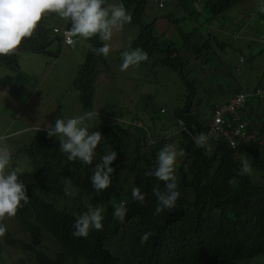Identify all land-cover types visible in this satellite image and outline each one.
I'll list each match as a JSON object with an SVG mask.
<instances>
[{
    "label": "trees",
    "instance_id": "trees-1",
    "mask_svg": "<svg viewBox=\"0 0 264 264\" xmlns=\"http://www.w3.org/2000/svg\"><path fill=\"white\" fill-rule=\"evenodd\" d=\"M197 1L175 0L167 13L159 15L174 25L176 41L174 37L160 38L154 29L155 18L143 20L142 14L150 10L146 0H120L132 16L130 24L138 27L136 35L130 38V49L138 47L150 58L158 55V62L174 70L188 91L186 102L169 114L171 120L180 117L195 126L175 132L180 135L176 147L184 150L176 165L177 190L181 193L176 207L153 214L157 206L153 190H163L164 182L145 175L156 166L160 149L171 144L173 133L169 137L152 136L149 129L155 127L142 122L136 126L113 118L94 130L101 132L102 139L92 165H84L79 160H68L59 148L61 138L49 137L45 130L35 131L27 141L24 138L10 146V151L14 146L19 148L30 166L23 178L18 177L25 184L29 202L18 209L5 236L0 238V264H73L81 258L90 264H230L264 253V146H256L249 139L230 149L226 138L215 134L208 139L207 146L197 147L189 134L205 133L206 124L205 119L191 112L190 97L196 85L194 80L182 78L181 69L187 65L191 52L204 63L210 56L209 42L213 48L217 44L218 50L228 46L223 40L226 30L217 16L239 0H201V5ZM202 10L207 21L217 24L211 25L214 30L208 25L204 31L198 24L189 26ZM48 17L39 22L33 37L22 41L17 52L42 48L44 39L52 32V26L47 25ZM61 26L71 29L63 23ZM59 39L57 36L55 40ZM89 46L98 48L102 43L97 36L88 40L83 61L71 82L87 113L91 111L95 80L104 62L102 55L91 52ZM17 52L0 56V66H15ZM241 70L243 73L246 68L243 66ZM241 76L243 85L234 87L229 96L242 86L246 91L264 89V76L255 78L253 84ZM261 101L248 98L244 103L247 113L241 109L240 120L246 122L249 132L256 120L264 125V111L251 113L264 108V98ZM224 114L229 118L232 112ZM4 145L9 146L6 139H0V146ZM15 151H11L12 157ZM107 151L117 153L111 165L115 171L111 174V186L98 195L90 177ZM242 159L249 161L257 177L240 174ZM10 168L16 170L14 162ZM69 184L75 196L65 195L64 188ZM133 187L146 194L144 204L133 199ZM121 202L127 209L123 222L113 215ZM90 207L103 210V230H90L87 238L74 237L76 218ZM146 231L153 232V236L140 245V236ZM56 246V258L46 256L54 253Z\"/></svg>",
    "mask_w": 264,
    "mask_h": 264
},
{
    "label": "rangeland",
    "instance_id": "rangeland-1",
    "mask_svg": "<svg viewBox=\"0 0 264 264\" xmlns=\"http://www.w3.org/2000/svg\"><path fill=\"white\" fill-rule=\"evenodd\" d=\"M156 1L146 0V6L150 10L142 14L145 22L155 18V23H160L159 15L167 13L173 4V0H162L163 7H157ZM200 3L201 0H198L197 4ZM109 4H120V0H106L105 6ZM262 4L264 0H241L234 7H229L217 16L221 27L226 30L223 40L228 43V46L219 47L220 50H218L217 44H214L213 48L212 42H209L210 56L207 55L204 63L192 52L187 55L188 62L182 71L188 81H195L196 88L190 97V109L198 118L200 116L204 120L211 105L221 104L234 87L243 85L241 75L246 82L253 84L255 77L264 73V64H261L260 70L257 65L258 61L262 62V58L257 60L248 50L237 47L238 39L234 37L237 27L242 25L240 15L245 14L244 10H241L242 6L250 5L251 9L258 10ZM48 16V26L54 25L59 28L63 23L71 28L70 21L60 18L57 14ZM205 16L206 12L202 10L200 21L203 23L198 26L201 31L207 30V25L213 23L212 20H204ZM253 20L257 21V17L252 18L251 22ZM244 23L247 22L244 21ZM169 27L164 25V28L168 30L164 29L162 33H158L163 34L164 37L174 36L173 39L178 41L174 27L172 29ZM137 32L136 25L127 23L122 30L114 33L108 42L100 40L97 36L102 46L104 43H109L113 50L109 52L107 58L102 55L104 62L95 80L90 111L97 115L85 121L89 131L99 129L104 123L113 121V118L128 122L133 115L137 116L138 122L145 123L148 127L154 123L155 128L149 129L152 136L169 134L174 129L169 113L186 102L188 93L179 75L170 67L161 65L157 60L159 56L156 54L136 67H130L126 71L120 70L123 62L122 53L131 50L128 38L135 36ZM258 32L260 30L256 31ZM73 40L74 48L65 47L61 42L53 40L51 33L47 40L44 39L41 51H18L15 66H0V137H7L9 149L13 144H18L19 140L28 137L30 139L36 129L46 128L48 125L54 126L57 118L67 121L70 118L86 115L87 112L82 109L78 99V91L71 82L77 67L83 61L88 40L85 41L78 36H73ZM260 40V45L264 46V38ZM239 56L245 58L250 70L246 69L242 73L241 63L238 62ZM236 68L239 70L236 71ZM160 108H163L164 112H159ZM246 111L247 107L244 109V112ZM261 111L263 112L264 108L251 113ZM258 127L264 131L260 120H256L251 129L253 133L256 132L258 139L264 142V132L259 135ZM13 133L16 135H12ZM179 139V133H173L171 144L176 146ZM27 140L25 139L24 142ZM24 161H27L26 156L20 155L16 164L24 166ZM29 169L30 166L19 169L17 171L19 178H23ZM10 219L6 218L7 227L11 225ZM260 262L264 264V253L230 264H259Z\"/></svg>",
    "mask_w": 264,
    "mask_h": 264
},
{
    "label": "clouds",
    "instance_id": "clouds-1",
    "mask_svg": "<svg viewBox=\"0 0 264 264\" xmlns=\"http://www.w3.org/2000/svg\"><path fill=\"white\" fill-rule=\"evenodd\" d=\"M174 1L175 0H173V2ZM201 4L202 2L199 5ZM104 5L105 0H0V56H10L15 54L22 41L25 38L33 37L39 22H41L45 16L50 14H57L60 18L70 21L71 33L62 26L59 28L52 26L51 29L54 38L53 40L59 36V41H56L61 42L65 47L69 46L70 48H74L73 36H78L85 41L95 36H99L100 40L108 42L112 39L114 33L119 32L125 24L131 22L132 16L127 12L123 4ZM156 6L163 7L162 0H157ZM259 11L264 12V4L259 7ZM159 17L161 18V16ZM165 26H168L171 29L174 27L170 22L166 23ZM154 29L158 35L164 37L163 34L159 33H162V31L167 28H164L161 31L158 29L157 24L154 23ZM130 38L131 37L128 38V41H130ZM89 48L94 54L103 55L106 58L108 57L109 52L113 50L109 43H104L102 47L97 48L89 46ZM41 50L42 48L40 50L28 52H37ZM122 60L123 62L120 66V70L126 71L130 67H136L141 62L147 61L148 54L137 47L130 51H124L122 53ZM238 62L241 63V66H244L245 58L239 56ZM238 70L239 69L236 68V71ZM181 73L184 75L182 78L186 79L182 69ZM238 94L242 95V100L236 105H232L231 101ZM251 97L261 101L264 98V91L261 93L246 91L245 86H242V88H239L238 91H235L231 96L228 95L225 101L221 104H214L213 107L209 109V113L205 118V133H197L195 135L191 132L189 133L192 136L194 144L197 147H205L208 145V139L210 137L215 134H220L226 138L228 148L230 149H235L240 143L247 142L249 139L252 140L256 146H264V142H261V140L258 139L256 132L253 133L252 129L249 132L245 127L246 122L240 120L241 109L244 111L247 107L244 103ZM230 105L232 106L231 109L228 108ZM217 108L223 109V122L220 125L221 129L225 131V134L221 131L215 133L209 131L210 122L213 118L212 113L214 109ZM159 110L163 111L164 109L160 108ZM226 111L232 112L231 117H226V114H224ZM169 114H172V112ZM96 115L97 113L88 112L85 116H77L70 118L67 121L57 118L54 126L48 125L46 128H38L36 129V132L45 130L49 137H61L59 140V148L63 153L67 154L69 161L79 160L84 165H92L96 155L95 150L100 144L102 134L99 131L90 132L85 121L91 120ZM177 120L182 122L181 126L178 125ZM126 123L140 126V122H138L136 117H131ZM172 125L174 126L173 131L164 135L169 137L176 131H187L188 129L195 127L193 124H187L180 117H173ZM239 125H241V127L236 131V128H238ZM261 132L264 131L260 127L258 129L259 135H261ZM12 135L16 134L13 133ZM6 138L7 137H0V139ZM230 139L233 140L232 145L229 143ZM149 141L153 142L154 139L149 138ZM15 149L14 157H12L11 151L13 150L10 151L6 145L0 146V238L4 237L7 232V226L5 224L6 218H14L18 209L22 208L29 202V196L25 184L18 179L19 176L17 174L19 169L27 168L29 164L28 161H24V166L19 163L16 164L20 153L18 151L19 148ZM183 156V149H178L173 144H166L158 152L156 166L152 170L145 172L146 176L155 177L157 180L164 182L163 190H153V195L157 200V206L153 213L154 215L162 213L165 209L171 211L177 205V200L181 196V193L177 190L176 165L178 158ZM116 158L117 153L115 151H107L101 157V162L94 166L90 180L92 187L98 195L111 186V174L115 171L111 165ZM11 162L15 163L16 170L10 168ZM240 174H250L251 176L253 175V177L258 176L255 171H252V165L246 159H242L241 161ZM64 192L66 196L76 195L70 184L64 188ZM131 194L134 200L139 201L141 204L145 203L146 194L142 193L139 187H133ZM102 211L103 210L100 207H90L87 211L80 214L75 220V230L72 232V235L77 238H87L90 230L102 231V221L104 219ZM126 212L127 209L125 203L121 202L115 207L113 215L115 218H118L123 222ZM151 236H153V232H144L140 236V245H145ZM56 249L57 246L54 248V253L46 256L53 259L56 258ZM73 264L90 263H88V260L81 258V260L73 261ZM259 264H261V262Z\"/></svg>",
    "mask_w": 264,
    "mask_h": 264
},
{
    "label": "crops",
    "instance_id": "crops-1",
    "mask_svg": "<svg viewBox=\"0 0 264 264\" xmlns=\"http://www.w3.org/2000/svg\"><path fill=\"white\" fill-rule=\"evenodd\" d=\"M240 1L241 0H239L237 3H239ZM234 5H232V6L234 7ZM242 8H241V10H244V13H245L244 15H242V13H241V15H240V18L242 19V25L238 26L237 31L234 33L235 38L238 39V42H236V46L241 48V49L248 50L250 52L251 56L253 58L255 57L257 60L259 58H262V62L258 61L259 63L257 64L258 70H260L262 68V65L264 64V46H261L260 45L261 40L255 38V37L262 35V34L264 35V12L259 11V9L258 10L251 9L250 5H243ZM255 17H257V21L253 20V22H251L252 18H255ZM204 20H205V18H204ZM244 21H246L247 23L245 24ZM159 22L160 23L157 24V27L159 30L162 31L164 29V25L166 23H168V21L165 17L161 16V19L159 20ZM214 22L211 25H217ZM201 23L202 22L200 21V15H199L198 19L194 20V22H190L189 26H194L196 24L200 25ZM219 24H221V23H219ZM209 25H210V23L208 24V26ZM257 30H260V32L256 33ZM253 34H255V35H253ZM263 38H264V36H263ZM244 67L246 69H248V65L246 64V61H245ZM241 68H243V66H241ZM248 70H250V69H248ZM261 76H264V73L257 75L255 78H258ZM151 127L152 128L154 127V123L151 124Z\"/></svg>",
    "mask_w": 264,
    "mask_h": 264
},
{
    "label": "built area",
    "instance_id": "built-area-1",
    "mask_svg": "<svg viewBox=\"0 0 264 264\" xmlns=\"http://www.w3.org/2000/svg\"><path fill=\"white\" fill-rule=\"evenodd\" d=\"M264 91V89H260V90H257V91H255L256 93H261V92H263ZM242 100V95L241 94H238L232 101H231V104L232 105H236L239 101H241ZM231 105H230V107L228 106V108H230L231 109ZM223 113V109H221V108H217V109H214V111H213V113H212V116H213V118H212V121L210 122V128H209V131L210 132H219V131H221V132H223V134H225V131L223 130V129H221V123L223 122L222 120V114ZM177 122H178V125L179 126H181L182 125V122L180 121V120H177ZM239 127H241V125H239L238 126V128H236V131H238L239 130ZM229 143H230V145H232V143H233V140L232 139H230L229 140Z\"/></svg>",
    "mask_w": 264,
    "mask_h": 264
}]
</instances>
